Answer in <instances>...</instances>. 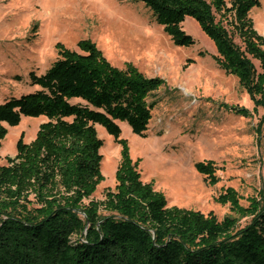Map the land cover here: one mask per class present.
Masks as SVG:
<instances>
[{
  "label": "trees",
  "instance_id": "16d2710c",
  "mask_svg": "<svg viewBox=\"0 0 264 264\" xmlns=\"http://www.w3.org/2000/svg\"><path fill=\"white\" fill-rule=\"evenodd\" d=\"M131 1L144 2L178 46L196 43L183 28L194 17L215 41L219 67L264 107V35L251 16L260 0ZM78 46L81 52L58 42L46 72H30L39 88L0 103V151L5 123L46 118L0 166V264H264V191L244 205L236 188L223 189L216 201L239 217L169 205L143 180L119 124L148 136L165 79L131 62L113 65L92 39ZM97 125L121 145L116 186L101 200L93 197L105 179ZM195 166L207 184L219 181L215 161Z\"/></svg>",
  "mask_w": 264,
  "mask_h": 264
},
{
  "label": "rangeland",
  "instance_id": "374dc122",
  "mask_svg": "<svg viewBox=\"0 0 264 264\" xmlns=\"http://www.w3.org/2000/svg\"><path fill=\"white\" fill-rule=\"evenodd\" d=\"M260 1L251 16L264 35ZM183 28L195 38L194 45H175L142 1L0 0V103L39 88L31 83L30 72H46L58 57V42L81 52L78 42L92 39L113 65L124 68L131 62L146 76L165 79L156 94L148 136L119 121L143 180L153 181L169 205L213 211L219 218L239 217L216 199L232 186L247 205L249 197L264 191V107L236 75L219 67L216 43L194 17L187 16ZM45 120L26 116L16 127L5 123L12 131L2 141L0 166L16 156L20 136L31 142ZM97 129L104 141L105 179L93 197L101 200L116 186L121 145L103 126ZM206 160L218 166L220 179L214 185L207 184L195 166Z\"/></svg>",
  "mask_w": 264,
  "mask_h": 264
},
{
  "label": "bare ground",
  "instance_id": "6f19581e",
  "mask_svg": "<svg viewBox=\"0 0 264 264\" xmlns=\"http://www.w3.org/2000/svg\"><path fill=\"white\" fill-rule=\"evenodd\" d=\"M12 131V128L9 129L8 133H10Z\"/></svg>",
  "mask_w": 264,
  "mask_h": 264
}]
</instances>
